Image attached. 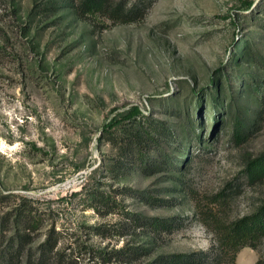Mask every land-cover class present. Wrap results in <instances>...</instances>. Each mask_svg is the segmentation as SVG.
Here are the masks:
<instances>
[{"label": "rangeland", "instance_id": "1", "mask_svg": "<svg viewBox=\"0 0 264 264\" xmlns=\"http://www.w3.org/2000/svg\"><path fill=\"white\" fill-rule=\"evenodd\" d=\"M242 39L264 51V0H155L131 23L82 18L71 0H0V194L9 195L0 214L13 194L34 199L46 224L37 241L55 225L66 264H147L160 254L198 251L210 256L205 264H232L197 205L230 221L264 199V179L251 181L245 171L247 159L264 151V122L243 140L231 119L214 130L206 95ZM136 110L173 123L194 116L204 142L194 137L187 145L183 137L177 172H143L103 133ZM95 187L119 205L91 207L86 193ZM128 188L167 201L146 204ZM133 211L179 216L182 225L153 235L128 221ZM127 245L151 252L125 261L115 251ZM262 256L264 238L256 249L242 247L235 264Z\"/></svg>", "mask_w": 264, "mask_h": 264}, {"label": "trees", "instance_id": "2", "mask_svg": "<svg viewBox=\"0 0 264 264\" xmlns=\"http://www.w3.org/2000/svg\"><path fill=\"white\" fill-rule=\"evenodd\" d=\"M74 1L71 0V3L82 18L105 16L114 22L131 23L141 19L155 0H135L131 4L128 0H79L73 3ZM251 49V42L240 40L235 46L229 70L223 72L221 81L212 79L206 93L208 103L217 115L214 130L224 120L231 119L234 133L240 140L264 122V51L257 48L253 52ZM245 64L248 65L246 69ZM177 106L175 114L182 109L179 104ZM189 113V108L186 107L185 117ZM192 117L187 124L173 123L136 110L111 122L103 133L121 156H134L143 172H177L182 166L176 164L175 160L179 156L174 159V153L185 146L183 137L190 138L186 140L187 145L194 137L199 144L204 142L205 136L196 134L194 116ZM199 127L201 130L202 124ZM114 167L109 165L108 170L112 172ZM245 171L251 181L264 179V151L247 159ZM128 189L131 196L141 198L146 204L162 205L167 201L164 197H157L148 188ZM13 195L15 200L10 209L0 214V264H66L67 257L59 248V232L56 226L48 228L44 238L38 242L36 236L46 226L42 211L34 205V199ZM8 197L7 194H0V202ZM86 197L92 201L90 205L94 209L105 207L111 212L119 205L116 199L98 187L88 190ZM197 208L203 222L214 231L221 253L231 255L232 264H235L236 255L242 247L256 249L264 238V199L252 212L230 221L212 216V209L208 213L205 207L197 205ZM128 215L131 224L146 228L153 235L161 232L172 233L182 225L179 216H147L135 211L128 212ZM141 251L151 252L143 245L131 248L127 245L115 253L118 255L123 252L124 259L127 257L130 261ZM101 253L108 254L106 251ZM209 258L203 251L169 253L160 254L147 264H205ZM255 264H264V256Z\"/></svg>", "mask_w": 264, "mask_h": 264}]
</instances>
